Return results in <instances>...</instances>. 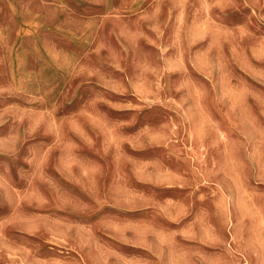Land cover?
<instances>
[{"label": "rangeland", "instance_id": "374dc122", "mask_svg": "<svg viewBox=\"0 0 264 264\" xmlns=\"http://www.w3.org/2000/svg\"><path fill=\"white\" fill-rule=\"evenodd\" d=\"M0 264H264V0H0Z\"/></svg>", "mask_w": 264, "mask_h": 264}]
</instances>
